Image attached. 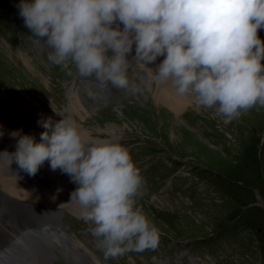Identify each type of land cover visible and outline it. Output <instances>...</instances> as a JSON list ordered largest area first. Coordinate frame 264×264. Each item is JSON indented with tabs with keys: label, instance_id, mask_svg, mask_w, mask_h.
Returning a JSON list of instances; mask_svg holds the SVG:
<instances>
[{
	"label": "rangeland",
	"instance_id": "obj_1",
	"mask_svg": "<svg viewBox=\"0 0 264 264\" xmlns=\"http://www.w3.org/2000/svg\"><path fill=\"white\" fill-rule=\"evenodd\" d=\"M20 2L0 0V99L14 114L7 116L0 107V128L4 131L5 123H14L16 131L24 126V131L30 132V120L38 125L40 113L69 117L67 109L70 119L79 123L87 119L86 131L94 139L119 140L129 148L144 178L137 206L162 233L155 249L133 250L105 260L97 239L91 232H82L93 225L67 213L64 230L76 242L77 252L85 254L87 263L264 264V106L257 104L225 124L215 108L198 107L194 94L189 93L186 95L192 98V104L178 113L154 100L146 83L148 72L129 56L132 65L128 76L141 91L133 94L109 82L115 98L105 104V98L99 96L100 89L90 77H81L74 64L56 65L49 59L45 42L25 27L19 15ZM258 34L264 40V28ZM76 84L81 97L72 90ZM79 104L83 110H79ZM7 140L0 135V155L1 150L9 153L4 156L7 168L14 178L21 177L20 182L28 183L25 171L12 155L16 150ZM43 172L39 169L35 177L46 189L49 176ZM64 176L72 183L67 174ZM72 184L74 191L78 185ZM57 188L62 189L56 198L62 204L56 207L61 217L63 212H71L70 206L79 204L70 202L71 193L61 183L53 195ZM2 190L5 188L0 176ZM3 201L0 200V223L3 220L10 225L5 237V242L10 243L15 233L36 219L35 208L15 206L9 219L2 216ZM5 238L0 237V243ZM54 264L70 263L60 256Z\"/></svg>",
	"mask_w": 264,
	"mask_h": 264
},
{
	"label": "clouds",
	"instance_id": "obj_2",
	"mask_svg": "<svg viewBox=\"0 0 264 264\" xmlns=\"http://www.w3.org/2000/svg\"><path fill=\"white\" fill-rule=\"evenodd\" d=\"M18 8L25 27L46 43L49 59L71 62L81 77L140 92L128 76L135 45L137 64L165 57L151 79L170 81L181 96L194 94L198 107L215 108L225 124L264 106V40L258 34L264 0H21ZM42 127L39 143L20 136L12 155L31 176L49 161L52 171L78 185L70 202H78L93 225L89 231L104 259L158 247L161 230L137 206L144 178L129 148L92 138L70 118Z\"/></svg>",
	"mask_w": 264,
	"mask_h": 264
},
{
	"label": "bare ground",
	"instance_id": "obj_3",
	"mask_svg": "<svg viewBox=\"0 0 264 264\" xmlns=\"http://www.w3.org/2000/svg\"><path fill=\"white\" fill-rule=\"evenodd\" d=\"M128 56L132 59L135 56V45H133V50L130 54H128ZM164 58V56L158 57L155 62L146 65L137 64L134 60L133 61L138 66H140V68L148 72L149 81H146V83L149 87V90H152L151 92L154 97V100L157 102H162L163 104H167L173 110L177 111L178 113H181L185 108H187V106L192 104V98L188 95H179L170 81L167 83H160L154 79H151L153 71L155 72L157 65H159ZM79 110H83L81 104H79ZM39 115L40 120L38 124V130L33 128V134H30V136H33L34 138L38 137L40 139L41 134L46 131V129L42 127L43 121L51 119L54 125L56 122H59L62 119L56 115L51 114L44 115L43 113H40ZM87 132L90 134V136L92 135L89 131ZM0 133H2L1 130ZM20 136L23 135H19L18 137L9 136L7 141L10 148L17 150L16 146ZM35 141L38 143L40 142L36 139ZM1 152L2 153L0 155V176L2 177L3 187L5 188V191L7 193L21 200L24 204H27L28 206L34 204L35 206L41 208L50 206L54 209V206L57 207V205H62L59 202H56V199L55 201H53L51 198L49 200L45 198V187L41 182L37 181L35 177L36 175L31 176L27 172H25L24 176L26 177V180H28V183L23 181L20 182L21 177L14 178L13 173L10 172L11 170L9 171V168H7L8 165L4 160V156H9L10 154L6 153L4 150H1ZM49 166L50 163L48 161H45V163L40 167V169L45 172V174L44 172L42 174L46 175L47 173V175L50 177L53 174L59 173L57 178L59 183L63 185V189H65V191H67L68 193H72L73 182L71 183L70 180L67 179L61 171L59 172V169H57L56 171H52L51 168L50 170L44 169ZM69 209L72 213L76 215L79 213H81L80 215H82L83 209L80 205L78 207L72 205L69 207ZM26 229L19 230L17 234L15 233L14 237H18V234L24 232ZM14 239L12 238V241ZM5 240H7V238L3 239L1 243L5 242ZM77 251L78 249L76 242L74 241V239L70 238V236L67 235L65 232H63L62 234L52 233V235H36L34 233H29L26 237H24L23 241L18 244L15 248L9 249L6 254L0 256V264H54V262L60 256L63 259L67 260L70 264H86L87 259L85 254L80 251ZM93 264L96 263L93 262Z\"/></svg>",
	"mask_w": 264,
	"mask_h": 264
}]
</instances>
